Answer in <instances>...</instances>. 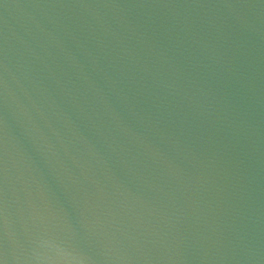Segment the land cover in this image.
<instances>
[{
    "label": "water",
    "instance_id": "water-1",
    "mask_svg": "<svg viewBox=\"0 0 264 264\" xmlns=\"http://www.w3.org/2000/svg\"><path fill=\"white\" fill-rule=\"evenodd\" d=\"M0 264H264V0H0Z\"/></svg>",
    "mask_w": 264,
    "mask_h": 264
}]
</instances>
